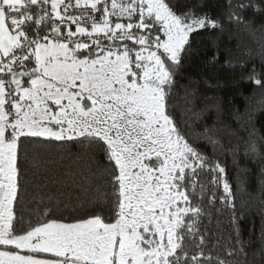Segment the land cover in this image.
Wrapping results in <instances>:
<instances>
[{"label":"snow or ice","instance_id":"6c2138e0","mask_svg":"<svg viewBox=\"0 0 264 264\" xmlns=\"http://www.w3.org/2000/svg\"><path fill=\"white\" fill-rule=\"evenodd\" d=\"M249 9L264 0L215 18L205 0H0V264H247L221 146L177 120L174 96L191 35L264 32ZM247 80L264 90V71ZM57 143L87 150L89 195L18 214L24 171ZM225 212L227 235L218 218L210 233Z\"/></svg>","mask_w":264,"mask_h":264},{"label":"trees","instance_id":"16d2710c","mask_svg":"<svg viewBox=\"0 0 264 264\" xmlns=\"http://www.w3.org/2000/svg\"><path fill=\"white\" fill-rule=\"evenodd\" d=\"M223 6L224 0H205V10L213 18ZM245 19L257 29L264 24L257 9L247 10ZM190 41L193 52L185 58L177 77L175 114L182 124L193 122L197 133L209 130L219 142L217 155L232 183L236 212L243 214L239 231L245 241L252 242L247 248V264H264V164L246 151L245 143L250 138L258 142V151L259 143H264V90L247 80L254 69L264 71V32L231 26L223 32L199 30ZM206 146L211 154L212 145ZM34 157L35 166H27L21 181L18 214L41 200L44 204L59 202L61 209L71 208L89 195L93 178L86 149L57 143L39 146ZM228 216V212L214 214L213 223L208 225L210 233L218 231L217 218L222 222L219 230L228 229Z\"/></svg>","mask_w":264,"mask_h":264}]
</instances>
